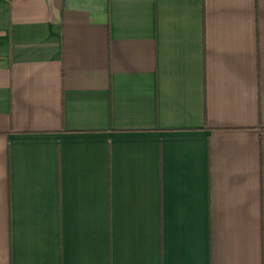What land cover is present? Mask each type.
Here are the masks:
<instances>
[{
  "label": "crops",
  "instance_id": "0c3cea01",
  "mask_svg": "<svg viewBox=\"0 0 264 264\" xmlns=\"http://www.w3.org/2000/svg\"><path fill=\"white\" fill-rule=\"evenodd\" d=\"M0 264H264V0H0Z\"/></svg>",
  "mask_w": 264,
  "mask_h": 264
}]
</instances>
